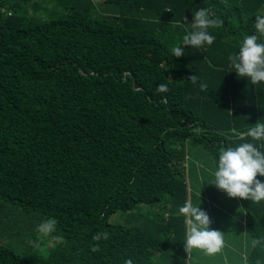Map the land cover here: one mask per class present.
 <instances>
[{"label": "trees", "instance_id": "16d2710c", "mask_svg": "<svg viewBox=\"0 0 264 264\" xmlns=\"http://www.w3.org/2000/svg\"><path fill=\"white\" fill-rule=\"evenodd\" d=\"M205 7L223 20L209 29L214 44L182 46ZM0 9L11 11L0 13V264H186L178 209L188 150L214 167L228 147L264 151L241 136L264 123V83L228 61L264 0H0ZM237 199L246 262L264 264V202ZM50 218L44 236L37 225Z\"/></svg>", "mask_w": 264, "mask_h": 264}, {"label": "clouds", "instance_id": "9594fccd", "mask_svg": "<svg viewBox=\"0 0 264 264\" xmlns=\"http://www.w3.org/2000/svg\"><path fill=\"white\" fill-rule=\"evenodd\" d=\"M191 23L192 31L183 36V45L195 48L212 46L216 40L209 29L219 28L223 25L222 19L214 18L210 8H199L193 14ZM254 31L246 34L239 50L228 56L231 71L237 76L246 79L252 85L264 83V15H257L253 25ZM175 57L184 54L181 46L171 49ZM193 84H199L201 92L208 88V84L192 75L189 78ZM160 92H167V85L160 84L157 88ZM242 137L251 138L252 141L264 143V123H257L255 127L241 134ZM264 177V151L256 144L244 142L235 147H228L221 151L215 161V170L211 185L227 194L229 198H241L256 203L264 202V182L257 177ZM178 214L185 218L187 225V238L184 245L186 253L193 250H202L209 255L216 254L224 247L223 232L211 229V220L208 213L200 206H193L191 202H185L178 209ZM55 221L49 219L37 225V231L44 236L55 230ZM109 234L97 233L93 240L99 242L102 238L108 239ZM255 243H261L256 240ZM93 252L99 250V246L93 245ZM132 264V261H127Z\"/></svg>", "mask_w": 264, "mask_h": 264}, {"label": "rangeland", "instance_id": "374dc122", "mask_svg": "<svg viewBox=\"0 0 264 264\" xmlns=\"http://www.w3.org/2000/svg\"><path fill=\"white\" fill-rule=\"evenodd\" d=\"M188 152L184 161V177L188 184L187 202L200 206L208 213L211 229L223 232L224 247L213 255L202 250L186 253V264H247L251 238L245 231V213L238 199L229 198L226 193L211 185L215 167L208 154L198 149H189ZM186 238L187 225L185 241Z\"/></svg>", "mask_w": 264, "mask_h": 264}, {"label": "built area", "instance_id": "2783aa9c", "mask_svg": "<svg viewBox=\"0 0 264 264\" xmlns=\"http://www.w3.org/2000/svg\"><path fill=\"white\" fill-rule=\"evenodd\" d=\"M0 13L4 16H10L11 15V11L5 10V9H0Z\"/></svg>", "mask_w": 264, "mask_h": 264}]
</instances>
